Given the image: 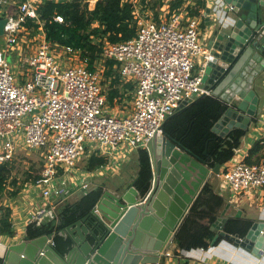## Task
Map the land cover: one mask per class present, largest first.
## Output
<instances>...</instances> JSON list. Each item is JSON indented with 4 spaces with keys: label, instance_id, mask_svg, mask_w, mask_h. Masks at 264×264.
<instances>
[{
    "label": "built area",
    "instance_id": "1",
    "mask_svg": "<svg viewBox=\"0 0 264 264\" xmlns=\"http://www.w3.org/2000/svg\"><path fill=\"white\" fill-rule=\"evenodd\" d=\"M41 1L18 0L14 12L0 7L7 17L0 46V164L14 159L19 149L39 150L43 164L35 184L48 197L66 192L65 174L87 147L95 143L101 155L123 159L163 134L165 120L184 99L212 92L203 84L205 66L195 71V57L210 56L200 40V16L186 6L163 7L154 16L129 0L135 7L136 35L117 42L96 39L102 50L90 69L79 50L55 47L47 39L37 10ZM37 23L38 32L27 38L28 27ZM108 60H114L123 81L134 85L127 112L107 109L103 71ZM262 107L264 111V99ZM219 174L235 202L264 191V161L247 163L236 155ZM31 218L37 220L35 214ZM168 256L181 254L167 249L155 264ZM189 264L212 263L193 258Z\"/></svg>",
    "mask_w": 264,
    "mask_h": 264
},
{
    "label": "water",
    "instance_id": "2",
    "mask_svg": "<svg viewBox=\"0 0 264 264\" xmlns=\"http://www.w3.org/2000/svg\"><path fill=\"white\" fill-rule=\"evenodd\" d=\"M226 2L231 4L234 20L229 26L212 33L213 53L206 60L203 75L205 87L228 104L212 128L222 136L234 128L248 130L257 121L262 107L254 85L264 74V1ZM6 21L7 17L0 14V36L4 35ZM200 96L184 99L175 112ZM145 148L151 164V176L145 188L137 187L136 177L127 187L118 190L103 188L87 214L59 228L58 233L71 241L67 252H61L56 246L55 231L33 238L26 235L19 243H0V264L158 262L175 240L179 227L204 186L214 175H219L221 166L217 164L210 168L164 132L149 139ZM230 207L231 203L227 202L221 216L211 225V229L216 230L211 245L226 239L262 255L264 221L253 220L244 236L227 232L224 225L229 217L234 216L228 213ZM235 216L240 217L241 211ZM65 219L61 216L60 224Z\"/></svg>",
    "mask_w": 264,
    "mask_h": 264
},
{
    "label": "trees",
    "instance_id": "3",
    "mask_svg": "<svg viewBox=\"0 0 264 264\" xmlns=\"http://www.w3.org/2000/svg\"><path fill=\"white\" fill-rule=\"evenodd\" d=\"M183 4L184 0H170L171 9H177ZM204 6V1L198 0L193 8H187L192 15H197ZM134 8V3L129 0H96L94 6H90L86 0H42L37 10L47 39L55 47L72 46L79 50L81 59L86 61L90 69H94V64L102 50V43L97 42L96 39L106 37L110 42H117L131 39L136 35ZM57 16H61L63 20H57ZM36 26L39 24L37 23ZM103 73L105 76L103 85H108L104 87L107 105L115 109L118 104L128 102L132 98L134 85L131 82L123 83L114 68V60L106 62ZM226 109L227 105L219 97L203 94L190 105L167 118L163 126L164 134L182 149L204 161L210 168H214L217 164L222 167L244 148L247 134V130L242 128H234L224 136L213 131V126ZM138 154L140 169L137 185L145 188L151 176L149 153L146 148L141 147L138 149ZM262 161H264V143H261L260 139L250 148L245 162ZM13 162L12 159L0 164V201L6 194L16 196L26 183L35 184L41 176V172L33 174L28 172L27 177L21 182L13 175L15 168ZM108 162L107 157L95 152L87 159L84 169L94 171ZM9 185L12 189L8 188ZM102 190L103 186H98L88 190L77 201L66 202L60 208L61 216L66 218L64 223H71L87 214L96 204ZM226 203V198L217 193L214 185L208 182L176 233V253L179 254V250L209 248L216 234V231L211 229V225L217 220ZM252 222L253 220L246 217L228 218L224 230L244 236ZM62 224L32 221L27 225L26 235L33 238L55 231L54 242L59 250L65 253L69 250L71 241L58 233ZM0 233L9 236L15 234L12 209L3 203H0ZM161 264H163L162 259ZM180 264H189V260Z\"/></svg>",
    "mask_w": 264,
    "mask_h": 264
},
{
    "label": "crops",
    "instance_id": "4",
    "mask_svg": "<svg viewBox=\"0 0 264 264\" xmlns=\"http://www.w3.org/2000/svg\"><path fill=\"white\" fill-rule=\"evenodd\" d=\"M197 1L198 0H184L183 5L193 8ZM203 1L205 6L201 9L199 14H197L200 16V40L209 53L212 54L213 46L210 44L212 33H214L215 29H222L229 26V23L234 20V14L232 13V8H230L231 4L226 2V0ZM95 2L96 0H92L91 6H94ZM10 57L13 59L14 55H11ZM205 64L206 59H204L203 55L195 57V71H199L205 66ZM254 88L257 91L259 98L261 97L262 101V99H264V74H262L260 79L257 80ZM261 101L260 106L262 107L263 102L261 103ZM263 112L262 107V112L258 115L257 121L252 123L247 130V141L244 148L237 154L241 155L244 159L254 142L264 138ZM248 138L250 140H248ZM139 148L129 152L127 156L121 157L124 160H127V164L129 163L125 166V168H123V174L119 171V167H110L109 161L106 165L101 166L94 171H87L84 168L81 169L80 167L71 169L68 174H65L67 179L66 192L59 196L53 194L48 197H44L43 195L40 197L39 194L35 192L38 188L34 186L33 183H26L16 196L6 194L0 203L8 205L12 209V221L14 223L15 234L13 236H9L0 233V243L11 245L22 241L26 236L27 225L33 221L31 220V217L34 214L38 223L53 222L58 225L61 220L60 208L66 202L77 201L88 190L98 186H103V188H109L111 190H118L129 186L133 178L136 177L138 180V172L140 169L138 161ZM95 152L98 153V155H101L98 152L97 146L96 151H93V153ZM129 154L131 155L130 161H128ZM108 160L110 159L108 158ZM128 166H130V168ZM61 174L64 175V173ZM57 182L59 183L60 180H57ZM210 183L214 185L217 193L224 196L226 201L231 203L228 213L232 214L234 212L236 215L238 211H241L240 217L264 221V191L262 193L257 192L244 201L235 202L234 199H232V192L222 186L220 174L214 175L211 178ZM37 186L40 188L38 189L39 192L41 190L40 193H42L43 187L38 184ZM137 187L141 189L140 186L137 185ZM8 188L12 189L10 185ZM176 248L177 244L176 240H174L167 249L176 251ZM179 252L181 254L180 258H177L176 256L164 257L162 258L163 264H177L187 259L192 260L193 258H199L212 264H264V253H262V255H256L241 246L234 245L226 239H221L219 243L211 245L207 248V250L197 248L186 251L180 250Z\"/></svg>",
    "mask_w": 264,
    "mask_h": 264
},
{
    "label": "rangeland",
    "instance_id": "5",
    "mask_svg": "<svg viewBox=\"0 0 264 264\" xmlns=\"http://www.w3.org/2000/svg\"><path fill=\"white\" fill-rule=\"evenodd\" d=\"M3 1H5V3L1 4L0 7H3L4 9L7 8V10L10 12L15 11L16 5L18 4V0H3ZM88 2H89V5L91 6L92 0H89ZM134 3L137 4L138 7L141 6L142 8L147 9L150 12V14H152L154 16H157V13L159 14L160 12H162L163 7H170L169 0H145V2L142 0H136V2H134ZM152 6L154 8H152ZM95 25H97V24L95 23ZM28 28H30V29H29V33H26L27 38L29 36L34 35L36 32H38V26H36V25H34L33 29L31 27H28ZM3 44H4V37L0 36V46H3ZM9 61L12 64L14 63V61L11 57H9ZM77 62L79 63L80 60H78ZM104 79H105V76L103 73V80ZM123 83H125V81H123ZM107 86L108 85H106L104 87H107ZM125 93L128 94L127 92H125ZM263 98H264V96H263ZM260 101H261V97H260ZM262 102H263V99H262L261 103ZM130 106H131V102H129V100H128V102H126V103H122L120 105L118 104L115 107V109L127 112L131 108ZM107 109L111 110V107L108 106ZM245 140L247 141V139H245ZM248 140H250V139L248 138ZM246 141H245V143H246ZM93 151H96V144L95 143L86 148V150L83 152V154L81 155V157L78 159L77 163L75 164V167H80L81 169L84 168L87 159L93 153ZM130 154L128 155V161H130V156H131ZM42 159L43 158H42V155H41L39 150L19 149L17 151L14 159H13L14 160L13 163L15 165V168L13 170V175L17 176L19 178V180L22 182L23 179L27 177L28 172H31L32 174L37 173V172L40 173L41 169H42V163H43ZM109 161H110V167H119V171L122 174H123V168H125V166L129 164V163L127 164V162H126L127 160L118 159L116 157H115V160H113V158H112ZM128 167L130 168V166H128ZM34 186H36L38 189H40L37 186V184H34ZM38 189H36L35 192L38 193L39 196L41 197L42 196V193H40L41 190L39 192ZM233 211H235V210H233Z\"/></svg>",
    "mask_w": 264,
    "mask_h": 264
},
{
    "label": "flooded vegetation",
    "instance_id": "6",
    "mask_svg": "<svg viewBox=\"0 0 264 264\" xmlns=\"http://www.w3.org/2000/svg\"><path fill=\"white\" fill-rule=\"evenodd\" d=\"M225 104L227 105V108H228V104H227V103H225ZM219 120H220V119H219ZM217 134L220 135L219 133H217ZM233 214H234V213H233ZM220 216H221V214L219 215V217H220ZM219 217H218V218H219ZM229 218H239V217L235 216V214H234V216L229 217ZM226 222H227V221H226ZM65 225H67V224H65V223L62 224L61 228L64 227ZM215 231H216V230H215Z\"/></svg>",
    "mask_w": 264,
    "mask_h": 264
},
{
    "label": "bare ground",
    "instance_id": "7",
    "mask_svg": "<svg viewBox=\"0 0 264 264\" xmlns=\"http://www.w3.org/2000/svg\"><path fill=\"white\" fill-rule=\"evenodd\" d=\"M11 161V160H10Z\"/></svg>",
    "mask_w": 264,
    "mask_h": 264
}]
</instances>
